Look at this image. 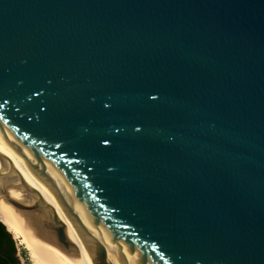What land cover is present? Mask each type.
Listing matches in <instances>:
<instances>
[{
    "label": "water",
    "instance_id": "obj_1",
    "mask_svg": "<svg viewBox=\"0 0 264 264\" xmlns=\"http://www.w3.org/2000/svg\"><path fill=\"white\" fill-rule=\"evenodd\" d=\"M0 151L92 264H264V0H0Z\"/></svg>",
    "mask_w": 264,
    "mask_h": 264
},
{
    "label": "bare ground",
    "instance_id": "obj_2",
    "mask_svg": "<svg viewBox=\"0 0 264 264\" xmlns=\"http://www.w3.org/2000/svg\"><path fill=\"white\" fill-rule=\"evenodd\" d=\"M2 154L7 157L9 162L4 159ZM16 170L30 187L40 193L45 203L52 206L58 220L65 225L63 227L64 235L75 245L77 251L76 253L64 252L49 233L44 235L47 240L52 242L48 244L40 239L38 234L23 232L21 224L23 225V222L26 221L25 214L18 212L13 206L6 203L0 195V221L12 234L17 244L27 252L29 262L31 264H92L76 224L51 191L31 172L29 166L18 155L0 151V172L7 173L5 179L0 178V186L4 185L8 188V195L13 200L24 205H31L32 198L27 196L22 189L13 187L19 182L18 176L20 175L16 173ZM40 216L43 219L47 218L44 214H40ZM108 262L112 264L109 256Z\"/></svg>",
    "mask_w": 264,
    "mask_h": 264
},
{
    "label": "trees",
    "instance_id": "obj_3",
    "mask_svg": "<svg viewBox=\"0 0 264 264\" xmlns=\"http://www.w3.org/2000/svg\"><path fill=\"white\" fill-rule=\"evenodd\" d=\"M17 250L12 234L6 231L5 225L0 221V264H21Z\"/></svg>",
    "mask_w": 264,
    "mask_h": 264
},
{
    "label": "rangeland",
    "instance_id": "obj_4",
    "mask_svg": "<svg viewBox=\"0 0 264 264\" xmlns=\"http://www.w3.org/2000/svg\"><path fill=\"white\" fill-rule=\"evenodd\" d=\"M14 240V238H13ZM15 241V240H14ZM16 242V247H17V256L19 257V260L21 262V264H31L28 260V256H27V253L26 251L23 249V247H21L19 244H17V241Z\"/></svg>",
    "mask_w": 264,
    "mask_h": 264
}]
</instances>
